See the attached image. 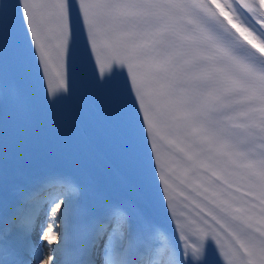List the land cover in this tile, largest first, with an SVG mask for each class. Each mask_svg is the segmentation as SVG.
<instances>
[{
    "label": "snow or ice",
    "instance_id": "obj_1",
    "mask_svg": "<svg viewBox=\"0 0 264 264\" xmlns=\"http://www.w3.org/2000/svg\"><path fill=\"white\" fill-rule=\"evenodd\" d=\"M0 264H264V0H0Z\"/></svg>",
    "mask_w": 264,
    "mask_h": 264
},
{
    "label": "bare ground",
    "instance_id": "obj_2",
    "mask_svg": "<svg viewBox=\"0 0 264 264\" xmlns=\"http://www.w3.org/2000/svg\"><path fill=\"white\" fill-rule=\"evenodd\" d=\"M45 259H47L46 256H45Z\"/></svg>",
    "mask_w": 264,
    "mask_h": 264
}]
</instances>
